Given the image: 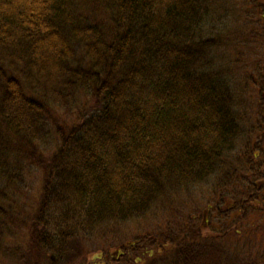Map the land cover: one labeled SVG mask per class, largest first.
<instances>
[{
  "label": "trees",
  "instance_id": "trees-1",
  "mask_svg": "<svg viewBox=\"0 0 264 264\" xmlns=\"http://www.w3.org/2000/svg\"><path fill=\"white\" fill-rule=\"evenodd\" d=\"M210 4L0 0V241L17 212L5 201L26 183L14 158L43 177L20 262L264 264V0H228L227 36L244 35L225 52L258 55L233 80L195 67L218 53L202 30ZM244 81L251 100L234 91ZM78 94L92 105L75 110ZM44 116L50 159L34 152Z\"/></svg>",
  "mask_w": 264,
  "mask_h": 264
},
{
  "label": "rangeland",
  "instance_id": "rangeland-1",
  "mask_svg": "<svg viewBox=\"0 0 264 264\" xmlns=\"http://www.w3.org/2000/svg\"><path fill=\"white\" fill-rule=\"evenodd\" d=\"M211 2V8H212V15L209 18V25H207L202 30L206 32L208 35V39L210 40V44L213 46H218V53L215 54L214 48L210 47L207 51L204 53V57H207L206 62L204 64H199L196 67L197 70L205 69L206 71H212L215 70V68L227 71L226 73L229 74L230 79L233 80L236 78L237 74H242V71L240 70L241 65V59H244L247 64L251 66V69L254 67V64L257 63V57L258 55L252 53H247L245 55H241L240 60L235 59L234 62L231 61L230 56L225 52L226 45L229 46L230 49L236 48L234 39H232V36L241 39L244 35L240 30H238L236 33L232 35H228L226 33V29L228 27H232V24L234 23V13L231 12V8L228 5V0H210ZM235 7V6H234ZM240 31V32H239ZM216 38L218 39H215ZM227 36L228 41L225 42V38ZM214 38V39H213ZM196 43H198V35L196 34L192 38ZM219 40V42H218ZM227 60V65L223 62ZM194 62H197L195 59ZM233 63L236 64L237 68H234L231 71H228L229 66H232ZM24 86L27 89V97H29V92L31 89L30 84L25 83L24 80ZM245 83V81H244ZM246 84V83H245ZM264 86V85H263ZM234 91L236 94H243L245 96L246 100H251V95H253L252 89L246 84L245 87H238L234 86ZM80 95V96H79ZM78 103L75 107V110L78 107L86 106V105H92L91 97L88 100V97L86 95L78 94ZM74 110V112H75ZM169 114V112H167ZM54 115L59 119H65L67 122L72 124L73 121V114L72 112H66L62 108L55 109ZM171 116V114H169ZM75 116V113H74ZM53 117V116H51ZM174 117V116H173ZM44 121L46 124V131L48 130V134L45 133L43 136L44 139L41 141V143L35 145L34 152L35 157L39 152H41L45 159H50L53 157V155L59 150V142L55 135V127L54 124H51L49 120L47 119L48 116H44ZM61 123V121H59ZM150 129V128H149ZM22 158H14L15 165H22L25 166L24 168V178L25 182L23 184L18 185V191H15L12 195L13 202H7L5 203L9 207H14L17 212H14L15 215H13V220H9L7 224V229L3 231V236L1 237L0 241V264H24L23 262H20L21 258H24L25 255L29 252V246H28V238L31 237V233L29 230L22 224V221H26L28 226H30L31 223H29V218L26 217V214H31L35 212V208L37 206V201L39 199V194L41 190V186L43 185V177L42 173L39 170H36L35 168L29 167L30 165L27 163L29 159ZM202 195V194H201ZM14 210V209H13ZM17 221H21V226L19 224H16ZM128 225L125 228V234L128 233ZM150 228V223L148 220L143 221H135L132 223V225L129 227V231L131 234H133L134 239L136 238L137 230L140 231L139 234L146 232ZM130 235V233H128ZM94 242V241H93ZM114 243H112L113 246ZM101 247L97 245L93 251H99ZM111 253L114 252V248L111 249ZM94 262L93 264H95Z\"/></svg>",
  "mask_w": 264,
  "mask_h": 264
}]
</instances>
